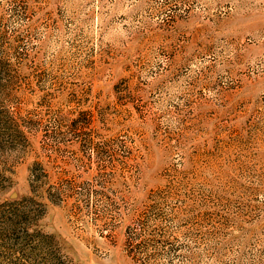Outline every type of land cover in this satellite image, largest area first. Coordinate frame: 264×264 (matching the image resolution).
<instances>
[{"label": "rangeland", "instance_id": "rangeland-1", "mask_svg": "<svg viewBox=\"0 0 264 264\" xmlns=\"http://www.w3.org/2000/svg\"><path fill=\"white\" fill-rule=\"evenodd\" d=\"M0 264H264V0H0Z\"/></svg>", "mask_w": 264, "mask_h": 264}]
</instances>
